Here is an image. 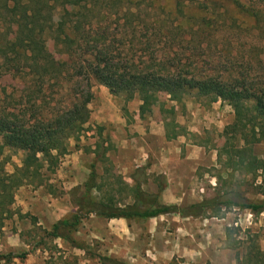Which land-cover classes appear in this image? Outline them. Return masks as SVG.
<instances>
[{"label": "trees", "instance_id": "trees-1", "mask_svg": "<svg viewBox=\"0 0 264 264\" xmlns=\"http://www.w3.org/2000/svg\"><path fill=\"white\" fill-rule=\"evenodd\" d=\"M219 2L234 4L242 16L230 15L220 25L229 30L253 29L262 45L264 0H0V80H20L19 94L10 95V100L16 102L0 106V156L4 149L22 152L20 165L12 172H7L4 161H0V228L11 215L16 189L26 183L42 185L43 162L48 163L46 171H53L60 156L67 152L66 140L87 130L88 104L93 95L90 78L107 87L112 95L123 94L125 102L137 98L140 117L151 111L160 93L177 103L190 91L207 97L210 103L227 102L234 119H244L239 132L242 145L230 143L218 154L227 171L224 186L230 189L215 187L211 196L188 205L164 203L160 195L167 184L162 174L149 172L147 162L133 169L130 183L120 175L108 178L109 169L103 168L102 173L96 170L100 146L95 143L92 150L95 158L89 164L82 191L72 198L74 211L44 230L41 239H61L79 247L74 233L91 214L109 220H137L171 214L217 216L221 210L229 209H245L253 215L264 211V180L259 184L254 181L258 193L263 195L258 200L249 199L229 183L235 172L250 174L255 180L264 172V157L253 151V146L264 140V59L255 60L249 57L251 54L243 53L240 57L245 64L205 71L181 64L178 47L168 52L157 48L149 52L150 48L144 47L145 52L151 53L146 58L144 52L119 50L118 60L122 61L119 64L113 50L104 43L106 34L99 22L111 14V7H116L113 15L124 18L138 17L149 8L159 30L164 19L173 15L177 30H182L186 23L201 31L212 27L208 13L195 16L199 18L195 23L190 22L192 17L186 9L194 6L202 11L208 4L215 6ZM166 32L165 29L162 32L163 39ZM251 61H257L260 67L255 74L251 73L255 70L249 66ZM216 178L222 179L220 175ZM149 182L156 186L155 191L146 187ZM26 255V252L0 254V264H11L15 257L23 261ZM98 257L101 264H128Z\"/></svg>", "mask_w": 264, "mask_h": 264}, {"label": "rangeland", "instance_id": "rangeland-1", "mask_svg": "<svg viewBox=\"0 0 264 264\" xmlns=\"http://www.w3.org/2000/svg\"><path fill=\"white\" fill-rule=\"evenodd\" d=\"M209 5L201 8L202 11L194 6L186 9L192 17L190 22L195 23L199 19L195 16L204 11L208 13L207 17L211 19L212 27H215L201 31L189 27L186 23L182 30H177L174 27L173 15L164 19L163 24L159 26L162 30H159L153 22L154 15L149 12V8L142 11L138 17L124 18L113 15L116 7H111V11L109 10L111 14H107L103 21L102 19L99 21L106 34L104 43L108 49L113 50L115 62L119 64L122 63L121 59L118 60L119 50L123 52L132 49L137 53L144 52L143 56L146 58L151 54L149 52L156 48L168 52L174 47H178L177 58L181 64L205 71L214 67L226 69L235 63L245 64L240 57L243 53L246 56L251 54L249 57L255 60L264 59V40L260 45L257 31L253 29L239 31L235 27L229 30L220 25V22L227 20L230 15L242 18L241 11L234 4L219 2L215 6ZM58 24L59 20H56V25ZM163 26L167 31L164 35L166 39L162 38ZM158 31H162L160 35L156 33ZM46 41L50 42L49 37ZM144 47L150 48L149 52L147 50L145 52L142 49ZM249 64L250 68L255 69L251 73L255 74L260 69L257 61H251ZM254 81H257L256 77ZM90 86L93 95L88 104L90 120L86 125L87 130L82 131L76 138L66 140L67 152L60 156L53 171H46L44 167L48 163L43 162L42 173L45 178L42 185L26 183L16 189L11 215L3 220L0 228V254L27 253L23 261L15 257L11 264H101L98 256L114 258L128 264H169L171 261H174V264H237V262L264 264V211L258 215H249L250 212L245 209H229L221 210L217 216L180 217L171 214L137 220H109L91 214L82 221L74 233L79 247L70 246L61 239H41L44 230H49L55 221L74 211L72 198L82 191V183L89 173V164L95 158L92 152L94 148H91L95 147V143L100 146L96 170L102 173L103 168H107L110 170L106 175L108 178L115 179L120 175L126 182H131L129 174L133 170L124 173L117 166L116 157L114 158L111 147L114 137L113 134H109V131L113 130L110 128L105 130L98 122L106 111L122 114L130 121L129 114H134L131 108L137 107L139 100L133 98L125 102L123 94L112 95L107 87L92 78ZM19 90L20 80L16 78L0 80V106L16 102L10 100V95L16 97ZM222 102L227 105L225 110L230 117L225 116L221 125L207 124L204 132L198 135L207 150L214 149L216 163L214 166L198 169L197 175H200L201 180L196 184L183 190L172 191L171 196L174 200L179 196L176 204L188 205L211 196L215 187L230 189V186H224L223 179L227 177V171L219 162L218 154L230 143L242 145L239 132L244 119L235 120L230 105ZM197 104L203 108L212 106L207 97L198 96L194 91L186 93L180 103H173L167 99V95L160 93L155 105L151 111L145 113V116L154 119L160 116L166 118L169 122L168 130L173 131L179 128L178 126L181 127L180 121L176 126L173 119L181 120L186 110ZM172 105L174 109H171ZM105 141H109L108 146H105ZM78 147L81 153L74 155L78 156L84 166L73 174L62 162L64 158L75 153ZM253 151L257 156L264 157V140L255 144ZM21 156L20 151L4 149L0 161H4L3 165L7 172H12L15 166L20 165ZM224 158L222 157V160ZM217 175L222 177L220 181L217 180ZM261 175L255 180L250 174L241 175L235 172L231 180L233 183H229L233 188L240 189L249 199L258 200L263 198V195L258 193L254 181L255 184H259L264 180V172ZM69 176L72 177V181L65 182ZM146 187L149 189V186ZM160 199L169 203L163 198Z\"/></svg>", "mask_w": 264, "mask_h": 264}, {"label": "crops", "instance_id": "crops-1", "mask_svg": "<svg viewBox=\"0 0 264 264\" xmlns=\"http://www.w3.org/2000/svg\"><path fill=\"white\" fill-rule=\"evenodd\" d=\"M139 104L140 101H137V107ZM137 107L132 106L131 110L134 111V114H129L128 120L130 121H127L122 114L106 111V114L101 116L98 125L105 127V130L110 128L114 132L109 131V134H113L114 137L111 147L120 170L124 173L130 172L135 167L148 162L149 172L164 175L167 185L160 195L161 198L169 203H176L179 196H176L174 200V197L171 196L172 191L183 190V188L196 184L198 180H201L200 175H197L198 169L215 165L214 149L207 150L198 135L204 132V129L208 127L207 124L221 125L225 116L230 117L225 110L227 105L221 100H217L212 102L211 108H203L200 104L191 106L181 116V120L173 119L176 126H178V121L181 123V127L178 126L179 128H175L173 131L168 130L169 122L166 118L160 116V118L154 119L145 115L140 117ZM108 143L109 141H105V146H108ZM91 148L94 147L91 146ZM74 152L68 158H64L62 162L73 174L78 168L84 166L80 163L78 156L74 155L81 153L80 148L78 147ZM65 180V182H71L72 177L69 176ZM148 186L149 190H156V186L152 182H149ZM181 198L182 196H180Z\"/></svg>", "mask_w": 264, "mask_h": 264}]
</instances>
